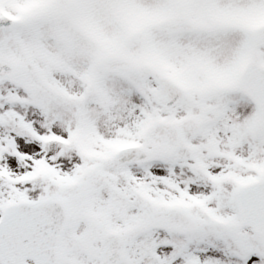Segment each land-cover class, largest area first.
<instances>
[{
    "label": "snow or ice",
    "instance_id": "1",
    "mask_svg": "<svg viewBox=\"0 0 264 264\" xmlns=\"http://www.w3.org/2000/svg\"><path fill=\"white\" fill-rule=\"evenodd\" d=\"M0 264H264V0H0Z\"/></svg>",
    "mask_w": 264,
    "mask_h": 264
}]
</instances>
